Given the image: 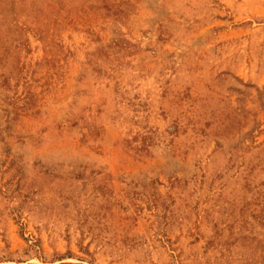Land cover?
Here are the masks:
<instances>
[{
	"label": "rangeland",
	"instance_id": "374dc122",
	"mask_svg": "<svg viewBox=\"0 0 264 264\" xmlns=\"http://www.w3.org/2000/svg\"><path fill=\"white\" fill-rule=\"evenodd\" d=\"M0 264H264V0H0Z\"/></svg>",
	"mask_w": 264,
	"mask_h": 264
}]
</instances>
